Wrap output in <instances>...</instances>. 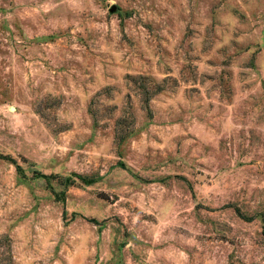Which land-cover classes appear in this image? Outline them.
<instances>
[{"label": "rangeland", "instance_id": "rangeland-1", "mask_svg": "<svg viewBox=\"0 0 264 264\" xmlns=\"http://www.w3.org/2000/svg\"><path fill=\"white\" fill-rule=\"evenodd\" d=\"M0 264H264V0H0Z\"/></svg>", "mask_w": 264, "mask_h": 264}, {"label": "trees", "instance_id": "trees-1", "mask_svg": "<svg viewBox=\"0 0 264 264\" xmlns=\"http://www.w3.org/2000/svg\"><path fill=\"white\" fill-rule=\"evenodd\" d=\"M147 96H146V99H145V105H146V109L151 111L150 110V100H151V97H152V92L148 91V92H144ZM43 178H46L48 181H50L51 178L49 177H46V176H41ZM66 181H69V179H67ZM91 183H94L93 180H91L90 182H88L87 184H91Z\"/></svg>", "mask_w": 264, "mask_h": 264}, {"label": "water", "instance_id": "water-1", "mask_svg": "<svg viewBox=\"0 0 264 264\" xmlns=\"http://www.w3.org/2000/svg\"><path fill=\"white\" fill-rule=\"evenodd\" d=\"M117 7L116 6H112V8L110 9L111 13H114L116 11Z\"/></svg>", "mask_w": 264, "mask_h": 264}]
</instances>
